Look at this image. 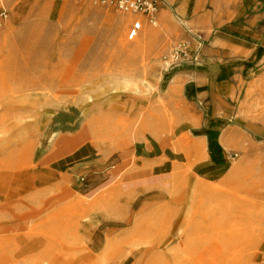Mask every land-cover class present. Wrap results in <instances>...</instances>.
<instances>
[{"label":"rangeland","instance_id":"374dc122","mask_svg":"<svg viewBox=\"0 0 264 264\" xmlns=\"http://www.w3.org/2000/svg\"><path fill=\"white\" fill-rule=\"evenodd\" d=\"M17 9H31L30 16L24 20ZM1 10L6 17H0V264L7 259L27 264H152L151 254L134 257L132 251L144 237L154 235L155 227L130 230L142 204L154 201L161 191L165 196L154 201L151 220L176 233L186 227L204 245L242 226L238 199H246L245 209L264 210V199L247 198L231 182L218 194L200 195L196 209L190 208V198L187 209L180 211L167 193L174 190L167 182L171 164L159 162L171 136L149 119L136 132L129 102L131 95L139 98V113L152 112L163 125L182 126L191 139L204 133L210 118L237 125L253 151L235 144L215 165L198 171L193 165L189 173L206 180L222 175L212 180L222 184L230 168L242 161L236 181H254L264 192L263 123L251 118L257 106L246 93L264 69L244 74L229 94L230 85H217L211 75L194 69L202 65L189 59L198 43L192 36L185 38L183 22L170 10L162 11L155 25L143 26L136 36L140 44L134 43L136 37H127L137 16L127 13L129 22L116 29L114 21L124 13L97 0H0ZM184 42L190 45L182 52ZM176 75V92L168 94ZM137 82L139 93L133 94ZM110 95L117 96L113 116ZM110 116L115 131H108ZM106 118L107 133H87L89 125ZM251 122L260 126L250 127ZM101 193L103 200L95 201ZM72 198L82 203L50 215ZM116 201L126 206L121 220L108 212ZM23 208L32 209L33 220L19 222ZM248 231L255 238L231 264L264 260V225ZM22 241L31 248L25 255L19 253ZM216 243L224 250L223 239Z\"/></svg>","mask_w":264,"mask_h":264},{"label":"bare ground","instance_id":"6f19581e","mask_svg":"<svg viewBox=\"0 0 264 264\" xmlns=\"http://www.w3.org/2000/svg\"><path fill=\"white\" fill-rule=\"evenodd\" d=\"M124 15L123 17H119L114 21L113 26L116 29H119L121 25L129 22V15ZM134 40L135 44H140L138 37H136ZM121 44L123 45L124 43ZM123 46L126 47V45ZM133 77L135 78V74H133ZM179 81L180 77L178 75L172 77L167 91L168 94H173L176 92ZM139 89L140 84L138 82L133 84L131 88L133 94L139 93ZM246 93L247 96L252 98L253 102L257 106V108L254 110L255 114H253L251 118L264 123V74L256 77L248 84ZM116 97L117 96L114 95L109 96V102L111 103L109 108L111 112L109 113L112 116L114 111L118 108L115 103H112ZM129 102L134 106L130 124L133 127L135 126L134 129L136 132L138 127L143 124L145 119H149L153 127L155 125L161 126V131L171 136L170 146L164 151L159 162L168 161L171 164L170 176L169 179H167V182L172 183L174 190L171 193H167L172 200L176 201L180 205V211H185L187 209L190 198L192 199L190 208L196 209L201 202L200 195L218 194L220 193L223 184L231 182L233 184L235 183V186L240 191V194H247V198L255 197L258 199H264V192L259 191V186L256 182L252 181L249 183L245 180L236 181L237 175L241 172L242 161L235 163L230 168V170L225 175L222 184H215L214 182L206 180L195 173H189L194 164L206 159L208 156L205 139H191L182 126L175 127L172 125H163V120L161 117L159 115H155L152 112L148 114L147 112L142 114L139 113L138 110L142 105L139 103V98L131 95ZM179 111L181 113L184 112L183 108H179ZM112 116L109 117L110 126L108 131H113L115 129V125L112 123ZM243 116L246 115L243 114ZM99 122L100 121L97 120V126H93L92 124L89 125V128H87V133L94 136L105 134V132L107 133V118L102 122V124ZM131 125L128 124L129 129ZM245 139L246 138L243 137L242 133H240L238 136H235L234 134H229L225 131L220 139V142L228 150L232 149L235 144H240L241 149L245 152L253 151V147L249 142L244 143ZM15 152L16 151L14 150V153ZM19 167L21 166H18V168ZM181 177L182 181L176 185L178 179ZM153 180L154 179L152 178L148 182ZM163 196L165 195L161 191L158 197H155L153 200L157 201ZM103 198L104 194L101 193L96 197L95 201H102ZM238 200V206H240V209L237 210L239 211L237 216L242 217L244 220L242 226L238 230H235L233 234L230 233L228 236L223 238L215 237V239H213L215 241H212L211 244L206 245H204V241L196 243V239H193L189 235L186 227H179L177 233L174 232V229L163 230V225H161V223H163L162 221L160 222L155 220L154 223L151 220L150 209L151 207L155 206L156 203L152 200L144 202L135 214L133 225L130 231L135 233L148 230L147 228L155 227L154 230H151L154 231V235L144 237L136 246V248L133 249L132 255L134 257H139L151 254V256L154 258L152 264H231L230 262L236 260L238 252L243 249L242 247L245 244L247 245V243L250 242L249 240L255 238V236L249 234L248 230L251 231L254 227H257V225H264V210L262 211L258 207L245 209L244 201H246V199L244 198ZM81 203V200L72 198L53 210L50 215L55 216L61 214L68 209H72L73 207L80 205ZM125 209L126 206L124 203L116 201L109 208L108 212L111 217L121 220V216L125 212ZM161 209L162 207L159 210ZM233 214L235 215L236 213ZM150 221L151 223H149ZM174 236L175 240L177 241L175 245H173ZM219 239H223V242L225 243V247L221 245L224 250H222L221 247L216 243V240L218 241ZM28 249H31L30 244L27 241H22L19 253L21 252V255H25ZM186 251L189 252L187 256ZM180 254L182 259L179 257ZM179 260L180 262H178ZM11 263L12 260L7 259L1 264ZM32 264L35 263L32 262ZM59 264L66 263H61L60 261Z\"/></svg>","mask_w":264,"mask_h":264},{"label":"crops","instance_id":"0c3cea01","mask_svg":"<svg viewBox=\"0 0 264 264\" xmlns=\"http://www.w3.org/2000/svg\"><path fill=\"white\" fill-rule=\"evenodd\" d=\"M166 10H170L175 17L183 22L185 38L192 36L190 31L194 30L195 34H199L207 42L200 63L211 65L214 68L211 69V73L197 72L211 75L210 77L217 85H230L229 94L235 88V82L244 74L254 69L257 71L264 69V0H164L158 16ZM15 12L25 20L30 16L31 9H17ZM220 66H226V68L221 71ZM263 73L264 71L261 72V74ZM254 125L259 124L251 122L250 127ZM208 126L207 123L204 133L198 136L205 139L208 156L194 164L197 171L200 167L215 165L214 160L217 157L226 155V148L220 142L225 131L235 136L241 133L237 125H230L227 122L222 127L214 126V129L219 130L217 143L221 147V151L211 154L208 150V139L205 133ZM260 127L261 131H264V123ZM249 132L251 135L256 134L255 130ZM215 171L213 169L210 173ZM221 176L213 175L208 180H218ZM31 214H33L32 209H21L18 214L19 222L26 223L33 220L34 217H31ZM258 263L264 264V260H260ZM12 264L27 263L19 260Z\"/></svg>","mask_w":264,"mask_h":264},{"label":"built area","instance_id":"2783aa9c","mask_svg":"<svg viewBox=\"0 0 264 264\" xmlns=\"http://www.w3.org/2000/svg\"><path fill=\"white\" fill-rule=\"evenodd\" d=\"M97 2L107 7H113L116 11L124 14L131 13L137 16L128 28V39H134L138 36L145 24L155 25L160 8L164 4V0H97ZM0 17H6L5 10L0 11ZM192 38L198 44L189 59L197 62L200 60L206 44H204V39L199 34H193ZM189 45L184 42L181 51L187 50Z\"/></svg>","mask_w":264,"mask_h":264},{"label":"trees","instance_id":"16d2710c","mask_svg":"<svg viewBox=\"0 0 264 264\" xmlns=\"http://www.w3.org/2000/svg\"><path fill=\"white\" fill-rule=\"evenodd\" d=\"M214 67L211 65H197L195 66V70L197 71H207V70H211ZM226 68V66H220V70L223 71ZM223 77V75H221ZM220 77V76H219ZM218 78V77H217ZM220 79V78H219ZM225 121L224 120H214L213 118L209 119L208 122V128L206 129V135H207V139H208V150L211 154H215L221 151V147L219 146V144L217 143V136L219 134V130L218 129H214V126H218V127H222L225 125Z\"/></svg>","mask_w":264,"mask_h":264}]
</instances>
